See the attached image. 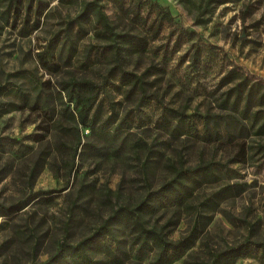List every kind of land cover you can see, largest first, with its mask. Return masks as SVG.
<instances>
[{
	"label": "rangeland",
	"instance_id": "374dc122",
	"mask_svg": "<svg viewBox=\"0 0 264 264\" xmlns=\"http://www.w3.org/2000/svg\"><path fill=\"white\" fill-rule=\"evenodd\" d=\"M46 1L40 26L22 35L14 3L0 0V85L6 92L0 107V208L12 211L0 215V264L43 261L61 238L76 242L112 208L139 201L176 169L200 165H209L212 174L183 204H165L145 215L170 239L193 235L194 241L165 264L209 262L215 251L246 236L264 242V133L209 138L196 115L223 111L211 91L228 68L240 66L264 80V0H97L117 31L144 40L142 50L124 45L123 67L136 73L155 69L148 77L149 97L138 104L136 97L125 96L119 75L111 74L99 94L95 132L80 126L81 143L91 146H79L72 169L76 124L59 101L58 80L100 82L115 62L111 40L89 29L68 64L45 71L36 52L49 42L58 49L63 28L84 0ZM161 5L170 17L162 15ZM194 51L198 59L191 66ZM6 72L17 73L7 77ZM42 81H48L47 92L40 89ZM22 93L30 101L46 97L50 107L7 104L20 103ZM161 104L194 114L184 133L171 136L163 129ZM41 190L53 191L33 195ZM125 247L124 264H155L153 251ZM226 264H264V244H250Z\"/></svg>",
	"mask_w": 264,
	"mask_h": 264
},
{
	"label": "trees",
	"instance_id": "16d2710c",
	"mask_svg": "<svg viewBox=\"0 0 264 264\" xmlns=\"http://www.w3.org/2000/svg\"><path fill=\"white\" fill-rule=\"evenodd\" d=\"M14 3V21L19 20V31L26 35L40 26L41 16L48 6L46 0H12ZM160 5V4H158ZM164 17H170L166 6H159ZM91 25L89 28L88 25ZM76 25L75 33L72 26ZM89 29L96 34L111 40L114 65L103 75L100 82H94L87 78H67L58 80L59 88L56 90L59 101L64 105L67 115L76 124L73 126V134L76 144L73 148L70 169L73 168L78 148L82 144L81 138L84 130L95 132L97 127V105L99 104L100 92H105L106 82L111 74L116 72L124 86L125 96L137 98V104L142 103L149 97V75L155 69L153 65L146 67L142 72L136 73L123 67L121 49L130 44L135 50L145 48L142 36L128 31H117L110 22L102 5L97 0H84L80 10L71 18L62 30L61 42L55 50L51 42L43 49L36 52L39 63L45 71L53 73L62 66L68 64L77 50V42ZM82 33V34H80ZM198 59V52L194 51L191 66ZM17 73V72H16ZM15 72H6V76H12ZM41 82V90L47 92L45 84ZM4 84L0 85V107L5 101L2 94L6 93ZM18 87L15 88V91ZM214 101L223 111H205L196 114L203 123L209 138H238L248 137L250 134L264 133V80L249 75L240 66L228 68L218 79L211 91ZM20 103L9 101L11 107H23L26 105L36 106L43 103V110L47 111L50 106L46 97L43 100L30 101L26 93H22ZM161 126L171 136H179L185 132V124L190 122L194 114L166 104H161ZM53 110L50 119L55 127L58 122L53 118ZM114 137L118 134L115 132ZM114 140V139H113ZM147 146L145 140H140ZM89 145L90 143H83ZM209 165H200L194 168H179L175 170L172 178L165 181L160 187L148 190L146 195L131 205H118L112 208L111 213L102 220L89 234L76 242H70L65 237L58 241L56 250L43 261L33 260L31 264H124L129 253L125 244L135 247L138 251L148 250L154 253L155 264L170 262L173 253L187 248L193 241V235H188L173 240L167 237L162 227L150 224L145 215H152L165 204L181 205L190 197L203 179L212 174ZM237 192H241L242 184H237ZM228 189L231 185L227 186ZM226 188V189H227ZM53 190H41L35 194L50 193ZM0 215L10 216V207H1ZM250 244L261 246L264 242L252 241L246 236L236 244H227L224 248L215 251L209 262L196 264H226L230 258L237 257L245 252Z\"/></svg>",
	"mask_w": 264,
	"mask_h": 264
}]
</instances>
